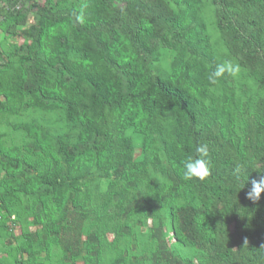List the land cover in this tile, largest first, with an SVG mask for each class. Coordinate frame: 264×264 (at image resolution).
Wrapping results in <instances>:
<instances>
[{
	"label": "trees",
	"instance_id": "obj_1",
	"mask_svg": "<svg viewBox=\"0 0 264 264\" xmlns=\"http://www.w3.org/2000/svg\"><path fill=\"white\" fill-rule=\"evenodd\" d=\"M31 1L0 0V30L24 38L0 50V122L33 109L60 125L0 133V264H264V192L245 197L264 175V0ZM207 21L250 96L208 81ZM202 142L209 174L186 181ZM238 162L253 167L236 193Z\"/></svg>",
	"mask_w": 264,
	"mask_h": 264
},
{
	"label": "rangeland",
	"instance_id": "obj_2",
	"mask_svg": "<svg viewBox=\"0 0 264 264\" xmlns=\"http://www.w3.org/2000/svg\"><path fill=\"white\" fill-rule=\"evenodd\" d=\"M31 0H25L23 3L22 7H25L26 9L29 7ZM34 2L40 6L44 5L47 3L45 0H34ZM55 0H51V2L47 5L49 8L54 5ZM31 9V8H30ZM207 15L206 17L209 19ZM206 18V19H207ZM30 26H37L40 27L41 23L40 20L38 19V16L36 15V9L32 8L27 14H26V21H25V28H29ZM206 27H207V32L209 34V43L215 44V51L214 53L216 54V58L220 60L221 62L224 60H227L226 57V52L223 46L218 43V34L214 30L213 26L211 25L210 22H206ZM23 28L20 27L18 28L17 32L22 30ZM24 38L18 37L16 39L11 38L9 35H6L4 32L0 30V50H5L8 48L9 45L16 44L20 45L23 43ZM158 59L155 61L156 63L154 64L155 67L161 68V67H167L171 60V51L163 50L160 49L158 50ZM225 82L226 85L229 86L230 88H233L234 90L238 89V87L243 86L245 88V96L247 97L248 95L250 96V93L254 90V85H253V79L250 77L246 76L243 74V71H239V73L236 76H225ZM3 98L0 97V101H2ZM36 121L37 123H42V124H47L50 127L56 128V126H59L60 123L59 121V116L55 114L54 116L50 114H45L43 112H40L38 110H25L21 112L17 116H11L7 120L0 122V133H6L5 140L7 143L13 142V143H18L21 141V136L22 133L21 131H16L12 130L11 125L15 123H30ZM138 150L136 149L135 151V156L138 155ZM103 185V183H102ZM31 219H29L30 221ZM147 226L150 227V221H148ZM36 229H39V227L35 226H29L28 231L34 232ZM19 230L17 228H14L13 234L18 235ZM171 234L168 235V243L172 244L173 240L170 238ZM7 238V237H6ZM108 240L112 239V236L110 234L107 235ZM170 239V240H169ZM12 244L11 246L16 244V240L14 241L13 239H10ZM41 257L44 254H40ZM24 256V255H23ZM25 258V256H24ZM77 264H82L81 261H78Z\"/></svg>",
	"mask_w": 264,
	"mask_h": 264
},
{
	"label": "clouds",
	"instance_id": "obj_3",
	"mask_svg": "<svg viewBox=\"0 0 264 264\" xmlns=\"http://www.w3.org/2000/svg\"><path fill=\"white\" fill-rule=\"evenodd\" d=\"M86 3H82L79 6L78 14H76V20L79 23H84L87 16ZM240 69L237 64L231 60H224L218 62L214 69L208 74V81L211 84H216L219 79L225 76H236ZM209 147L207 143H198L195 145L194 153L189 155L182 163L181 174L183 179L186 181L204 180L210 169ZM252 165H246L243 163H237L234 168V186L236 193L245 187L248 181L247 170L252 169ZM258 173L264 174V171H257ZM264 192V175H261L259 180H252L250 189L245 193L246 199L257 202L261 193Z\"/></svg>",
	"mask_w": 264,
	"mask_h": 264
},
{
	"label": "built area",
	"instance_id": "obj_4",
	"mask_svg": "<svg viewBox=\"0 0 264 264\" xmlns=\"http://www.w3.org/2000/svg\"><path fill=\"white\" fill-rule=\"evenodd\" d=\"M16 8L18 9V6Z\"/></svg>",
	"mask_w": 264,
	"mask_h": 264
}]
</instances>
